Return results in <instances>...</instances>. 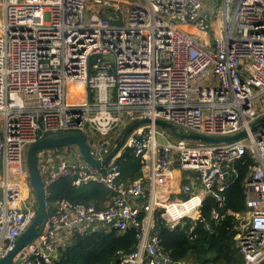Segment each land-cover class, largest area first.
<instances>
[{"label": "built area", "instance_id": "1", "mask_svg": "<svg viewBox=\"0 0 264 264\" xmlns=\"http://www.w3.org/2000/svg\"><path fill=\"white\" fill-rule=\"evenodd\" d=\"M262 118L264 0H0V260L36 215L35 195L19 181L28 185L30 146L82 134L101 160L129 126L149 120L123 147L142 163V177L129 184L120 181L117 160L92 168L76 146L37 153L47 220L11 264H53L70 235L100 227L135 230V251L117 253L114 264H199L164 252L154 217L160 213L170 229L201 220L208 197L216 204L212 222L236 220L243 264H264V123L251 131ZM155 121L199 136H246L176 139ZM245 157L253 164L237 213L224 209V193ZM174 169L194 174L199 190L184 185L185 198L166 203L158 189ZM61 178L75 187L95 182L113 195L103 208L49 201Z\"/></svg>", "mask_w": 264, "mask_h": 264}, {"label": "trees", "instance_id": "2", "mask_svg": "<svg viewBox=\"0 0 264 264\" xmlns=\"http://www.w3.org/2000/svg\"><path fill=\"white\" fill-rule=\"evenodd\" d=\"M120 169V181L129 184L142 177L141 160L132 150H123L116 161ZM253 160L245 157L235 165L236 175L224 195L226 210L242 213L244 211V183L248 177V167ZM112 193L101 184L90 182L75 187L69 178H61L49 189V201L66 199L74 204L103 207ZM216 204L208 197L200 210L201 220L192 222L184 219L173 229L166 226L160 213L154 217L153 231L160 238L164 252L175 262L199 264H243L239 255L234 226L237 223L231 216H225L220 222L211 220V212ZM136 249L135 230L123 232L100 227L97 230H85L70 235L58 248L59 257L53 264H114L117 253H131Z\"/></svg>", "mask_w": 264, "mask_h": 264}, {"label": "water", "instance_id": "3", "mask_svg": "<svg viewBox=\"0 0 264 264\" xmlns=\"http://www.w3.org/2000/svg\"><path fill=\"white\" fill-rule=\"evenodd\" d=\"M151 122L149 120H141L133 123L129 126L121 137L116 142L115 146L110 150V152L101 160L95 159L91 153L90 149L86 143L85 136L76 133L61 132L54 135H49L37 142L36 144L30 146L26 152V168L28 176V186L29 189L34 193L37 203V211L33 222L30 226L23 232V234L17 240L14 248L9 252V254L0 260V264H11L16 256L33 240H35L42 229L44 228L45 222L47 220V211L45 208L46 195L44 192L41 175L38 170L37 165V153L41 150L51 149V148H61L66 146H76L80 153V160L88 164L92 168L103 169L110 166L113 161L120 158L125 142L130 137V135L139 127L149 125ZM264 123V118L255 123L251 127V131H257L258 127ZM154 125L164 129L171 136L176 139L201 141L205 143H228L235 141L237 139L246 136L245 132H241L235 136L225 137V138H212L206 136H199L190 133L183 132L176 127L161 122L155 121ZM57 170V166L54 167V171Z\"/></svg>", "mask_w": 264, "mask_h": 264}, {"label": "crops", "instance_id": "4", "mask_svg": "<svg viewBox=\"0 0 264 264\" xmlns=\"http://www.w3.org/2000/svg\"><path fill=\"white\" fill-rule=\"evenodd\" d=\"M186 177H190V180H186ZM1 178V176H0ZM22 183L26 192L28 191L29 186L26 184V181L23 179H19ZM184 185H190L193 188V191L199 190V183L197 182L196 176L190 172L182 173L177 169L169 172L164 180L162 185H159V200H164L166 203L169 201H179L183 200L185 197L181 194V187ZM2 198V192L0 190V200ZM107 201L102 205L103 207L106 205ZM134 204L140 205V200H134ZM101 207V208H103ZM67 238L63 235H59V240L63 243ZM67 241V240H66Z\"/></svg>", "mask_w": 264, "mask_h": 264}, {"label": "rangeland", "instance_id": "5", "mask_svg": "<svg viewBox=\"0 0 264 264\" xmlns=\"http://www.w3.org/2000/svg\"><path fill=\"white\" fill-rule=\"evenodd\" d=\"M130 1H133V0H130ZM102 139H99L98 141H101ZM30 193H33L31 190H30Z\"/></svg>", "mask_w": 264, "mask_h": 264}]
</instances>
